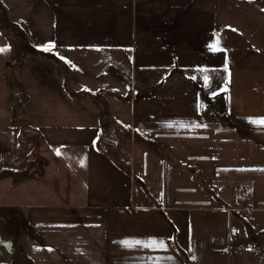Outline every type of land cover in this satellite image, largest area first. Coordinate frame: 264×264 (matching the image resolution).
<instances>
[{
  "label": "crops",
  "instance_id": "crops-1",
  "mask_svg": "<svg viewBox=\"0 0 264 264\" xmlns=\"http://www.w3.org/2000/svg\"><path fill=\"white\" fill-rule=\"evenodd\" d=\"M30 1L44 11L38 26L47 28L49 51L80 72L86 92L95 71L75 59L81 51L109 54L100 58L98 86L128 102L130 125L116 131L130 157L119 160L100 144L101 119L39 124L47 165L26 183L34 188L26 198L36 199L20 192L19 215L3 218L0 246L19 239L20 264H264V126L251 122L264 118V0ZM218 39L222 50L213 51ZM124 85L170 98L138 104ZM213 87L217 98L208 94ZM41 147L9 114L0 119V171L24 170ZM64 176L70 190L60 202L35 186L53 190ZM152 239L167 247L120 243ZM11 263L0 253V264Z\"/></svg>",
  "mask_w": 264,
  "mask_h": 264
},
{
  "label": "rangeland",
  "instance_id": "rangeland-1",
  "mask_svg": "<svg viewBox=\"0 0 264 264\" xmlns=\"http://www.w3.org/2000/svg\"><path fill=\"white\" fill-rule=\"evenodd\" d=\"M0 2L3 4L0 3V48L7 47L8 49L6 52L0 53V119H7L9 114L10 117L18 121V125H21L22 133H31L36 136H40L37 129L41 123L79 127L86 126L88 122H97L101 119L99 126L104 131L100 134V144L110 148L111 153H115L120 160L124 155V150L127 151L128 140H124L116 129L125 131L129 127L130 107L125 106L128 104L127 100L121 102L119 99L118 101L117 98L110 97V92L101 90L98 86L99 72L104 68V61L100 58H103V55L109 56V54L74 50L76 53L80 52L79 56L81 58L75 60L79 61L81 66H86L87 63V66L95 71L92 79H88L91 90L86 92L84 90L86 88L85 83L80 72H77L74 67L72 68L75 72L68 71V67L65 68L60 58L55 56L54 51L44 50L46 47L53 50L47 28L38 26L42 21L41 16L44 11L37 9L34 1L0 0ZM22 28L25 29L27 34ZM40 39L44 41L43 44L36 42ZM94 56H97V58ZM110 58L105 59L107 66L110 65ZM218 77V88L219 92L222 93L227 85L226 76L223 75V72H220ZM109 83L115 85L114 79L110 76H108ZM148 88L146 92L143 90L132 92L130 88L124 85V92H126L129 99L132 95V101L138 104L141 103V99L154 98L156 105L160 104L161 106L162 102L170 98L161 95L162 92L161 94L153 93L156 90L151 91V87ZM213 88V90L208 91V94L213 93L217 98V92H214L216 88ZM179 90L177 93L180 95L190 94L185 93L184 90L182 92ZM159 96L162 97L159 98ZM163 98L164 100H161ZM171 98L192 100L190 97L171 96ZM94 99L99 100L101 104L99 108L93 106ZM106 99L108 100L106 101ZM103 101L109 104L112 103L114 106H104ZM124 103L125 105H123ZM146 103L145 100L142 101V104L145 105ZM97 111H99L98 115L100 117L93 116L95 115L93 113ZM40 142L42 147L39 153L45 160H48L43 137L40 138ZM124 146L126 147L123 148ZM116 147L123 149L116 151ZM45 163L43 166H37L33 162V166L40 169L34 172L30 170L31 172L28 171V174L21 177L13 175L0 177V227L3 218L19 215L16 199H18L20 192L21 200L30 202L36 199L34 195H28L26 198L25 190L30 191V193L34 190V188L29 189L26 183L40 178L44 174L47 165ZM60 179L58 182L52 183L56 185L53 190L46 188L40 182H37L35 186L43 187V197L47 198L48 201L60 202L58 194L70 190L65 184L68 182L67 177L64 176ZM7 230L8 228L5 227L3 231ZM15 243L19 246V239L16 238ZM0 253L6 258L10 256L2 247Z\"/></svg>",
  "mask_w": 264,
  "mask_h": 264
},
{
  "label": "snow or ice",
  "instance_id": "snow-or-ice-1",
  "mask_svg": "<svg viewBox=\"0 0 264 264\" xmlns=\"http://www.w3.org/2000/svg\"><path fill=\"white\" fill-rule=\"evenodd\" d=\"M211 48L213 51L222 50L219 48V39L213 45H211ZM7 50H8L7 47L0 48V53L6 52ZM44 50L49 51L50 48L46 47ZM204 79H205V82L207 83L208 77L205 76ZM224 91H227V89L225 88ZM251 122L253 124L264 126V118L255 119V120H252ZM57 154L58 155L60 154L59 151H57ZM80 163H81V166H83L84 160H81ZM120 243L125 247H135V246H142V247H149V248H166L167 247L165 241H163V240L157 241L155 239H152L150 241L125 240V241H121Z\"/></svg>",
  "mask_w": 264,
  "mask_h": 264
},
{
  "label": "trees",
  "instance_id": "trees-1",
  "mask_svg": "<svg viewBox=\"0 0 264 264\" xmlns=\"http://www.w3.org/2000/svg\"><path fill=\"white\" fill-rule=\"evenodd\" d=\"M38 132H39V130H38ZM22 134H24V133H22ZM41 137H43V135L40 134V136H38L39 140ZM43 139H44V137H43ZM40 144H41V142H40ZM38 145H39V143H38ZM39 152H41V151L38 150L37 148H36V150L34 149V151L29 156L28 165L24 170H21V171L2 170V171H0V177L4 176V175H13V176L21 177L24 174H28V171H30V170L33 172L37 171L38 169H40V168H37V166L38 165L43 166L44 163L47 161ZM33 157H35V159H33ZM123 157L128 158V160H129L130 154H125V155H123ZM33 162H35V164H37V166H33Z\"/></svg>",
  "mask_w": 264,
  "mask_h": 264
},
{
  "label": "water",
  "instance_id": "water-1",
  "mask_svg": "<svg viewBox=\"0 0 264 264\" xmlns=\"http://www.w3.org/2000/svg\"><path fill=\"white\" fill-rule=\"evenodd\" d=\"M1 244L12 255L11 264H20L21 260L24 258V255L21 254L20 247L15 243L14 238L4 240Z\"/></svg>",
  "mask_w": 264,
  "mask_h": 264
},
{
  "label": "built area",
  "instance_id": "built-area-1",
  "mask_svg": "<svg viewBox=\"0 0 264 264\" xmlns=\"http://www.w3.org/2000/svg\"><path fill=\"white\" fill-rule=\"evenodd\" d=\"M236 230H237V228H236V227L232 228V232H233V233H235V232H236Z\"/></svg>",
  "mask_w": 264,
  "mask_h": 264
}]
</instances>
